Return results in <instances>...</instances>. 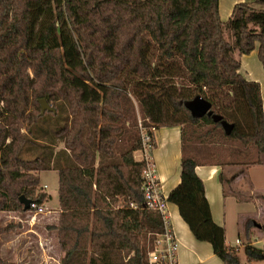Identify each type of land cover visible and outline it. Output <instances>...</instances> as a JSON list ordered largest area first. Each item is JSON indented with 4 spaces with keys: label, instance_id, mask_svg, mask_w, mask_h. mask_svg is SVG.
Wrapping results in <instances>:
<instances>
[{
    "label": "trees",
    "instance_id": "16d2710c",
    "mask_svg": "<svg viewBox=\"0 0 264 264\" xmlns=\"http://www.w3.org/2000/svg\"><path fill=\"white\" fill-rule=\"evenodd\" d=\"M254 51L264 70V10L246 3L222 22L218 0H0V211L24 212L21 196L39 209L38 175L54 170L59 264H147L163 222L142 208L134 154L141 131L153 145L152 129L180 127L168 203L222 264H241L194 169L224 165L217 141L264 166L260 87L238 73ZM40 99L55 112L40 115ZM196 102L208 113L193 115ZM243 251L247 264L264 260Z\"/></svg>",
    "mask_w": 264,
    "mask_h": 264
},
{
    "label": "rangeland",
    "instance_id": "374dc122",
    "mask_svg": "<svg viewBox=\"0 0 264 264\" xmlns=\"http://www.w3.org/2000/svg\"><path fill=\"white\" fill-rule=\"evenodd\" d=\"M260 6L264 7V3H261ZM61 147L62 145H60ZM214 149L217 151L214 159L224 163L226 193L235 192L238 200L251 203L250 207L248 205L241 206L238 212H231L227 216V241L229 245H233L235 240L242 242L237 248L238 257L241 264H247L243 246L250 243L251 239L247 241L243 234L246 222L251 225L250 233L258 242L252 246L263 250L264 253V214L262 218L252 219V221L248 220L247 214L248 212L255 214L258 209L255 206L258 204L264 208V199H262L264 197H261L264 195V167L240 164L243 158L240 162H236L239 156L234 153V150L238 149L235 145H226L217 141L214 143ZM250 152V154L247 153V158L244 157L245 161L255 158L253 147H250ZM135 158L141 160V154L136 152ZM233 161L239 163V171H246L239 183L228 181L234 174V170L229 168L233 166L229 164ZM38 176L40 184L37 192L47 196V201L41 205L40 209L30 208L24 212L0 211V264H59L63 256L58 246L56 232L52 229L57 225L59 213L57 173L54 170H48L41 172ZM251 185L254 187L255 193H250ZM241 212L244 213V217ZM190 258L193 259L191 256ZM215 260L220 262L217 258ZM214 262L211 261L207 264H215ZM253 264H264V260Z\"/></svg>",
    "mask_w": 264,
    "mask_h": 264
},
{
    "label": "crops",
    "instance_id": "0c3cea01",
    "mask_svg": "<svg viewBox=\"0 0 264 264\" xmlns=\"http://www.w3.org/2000/svg\"><path fill=\"white\" fill-rule=\"evenodd\" d=\"M237 3H246L252 8L264 10V7L260 6L261 3H264V0H218V13L222 22L228 20L233 6ZM239 61L240 69L238 73L246 81L259 84L264 116V70L258 60L256 51L249 55L241 56ZM152 133L154 144L148 153V157L154 165L155 174L160 182L162 193L167 198L168 194L179 184L180 181V127H161L152 131ZM229 168L234 170V174L230 176L228 181L239 183L242 175H245L246 171H239L238 165H233ZM194 171L196 176L203 183L204 195L210 207L212 220L216 225L224 228L226 246L234 248L236 240L233 245H229V242L227 241V216L231 214V212H238L241 206L248 205L250 207L251 203L238 200L235 192L226 193V176L223 166H197ZM252 192L255 193V189L251 185L250 193ZM261 197H264V195ZM255 207L258 208L255 214L253 212L247 213L249 216L248 220L252 221V219L262 218L264 208L261 204H258V206ZM168 215L169 224L178 243L176 252L177 264H207L211 261H215V264H222L220 260V262L215 260L217 257L212 253L209 244L198 242L192 237L188 227L181 220L176 206L170 203L168 204ZM241 215L244 217L243 212H241ZM250 239L251 242L249 244L251 245L257 242L252 235ZM239 243L242 244L240 241ZM190 256L193 259H191Z\"/></svg>",
    "mask_w": 264,
    "mask_h": 264
},
{
    "label": "built area",
    "instance_id": "2783aa9c",
    "mask_svg": "<svg viewBox=\"0 0 264 264\" xmlns=\"http://www.w3.org/2000/svg\"><path fill=\"white\" fill-rule=\"evenodd\" d=\"M152 131L154 130L152 129ZM141 145L139 153L141 154V160L145 162L141 183L142 208L158 213L163 222V232L157 236L153 250L148 253L147 264H177L176 252L178 243L169 224V203L162 193L160 182L155 174L154 165L148 157V153L152 148L151 140L143 131H141ZM30 208H35V206L30 204ZM238 246H240V243L236 240L235 247Z\"/></svg>",
    "mask_w": 264,
    "mask_h": 264
},
{
    "label": "water",
    "instance_id": "95a60500",
    "mask_svg": "<svg viewBox=\"0 0 264 264\" xmlns=\"http://www.w3.org/2000/svg\"><path fill=\"white\" fill-rule=\"evenodd\" d=\"M39 106H40V115H43L44 113H54V109L50 107V105L46 102V100L42 99V100H39ZM190 109H191V112L193 113V115L195 116H198V117H201L205 114L208 113L209 111V106L202 103V102H196V103H193L191 106H190ZM19 202L20 204L23 205V210L24 211H28L29 210V207H30V204H31V201H29L28 199L24 198V196H21L19 198Z\"/></svg>",
    "mask_w": 264,
    "mask_h": 264
}]
</instances>
